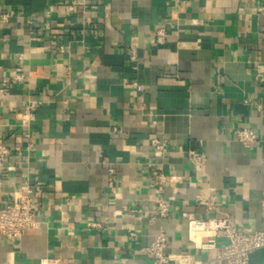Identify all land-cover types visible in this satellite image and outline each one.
<instances>
[{
  "label": "crops",
  "instance_id": "obj_1",
  "mask_svg": "<svg viewBox=\"0 0 264 264\" xmlns=\"http://www.w3.org/2000/svg\"><path fill=\"white\" fill-rule=\"evenodd\" d=\"M68 3L0 0V141L11 150L0 206L42 182L36 227L14 244L0 235V264H153L140 249L159 232L174 258L225 264L193 246L187 220L264 230V0ZM160 25L163 45L152 40ZM238 128L259 143L243 147ZM249 264H264V250Z\"/></svg>",
  "mask_w": 264,
  "mask_h": 264
},
{
  "label": "built area",
  "instance_id": "obj_2",
  "mask_svg": "<svg viewBox=\"0 0 264 264\" xmlns=\"http://www.w3.org/2000/svg\"><path fill=\"white\" fill-rule=\"evenodd\" d=\"M86 0H69L66 5V12L73 13L76 7H85ZM2 19L8 18L7 14L1 15ZM198 20H192V24H198ZM170 34L165 25L157 27L152 34V40L155 44L163 45L166 43ZM131 61L136 58V49L134 43L130 45ZM59 52H64L62 45L57 46ZM25 80L22 74H17L13 82L22 83ZM259 83L264 87V72H259ZM29 107L27 116H29ZM235 138L243 147L248 148L253 144L259 143L257 134L249 128H238L235 132ZM151 145L160 152H165V142L156 138L151 139ZM19 149L16 148V151ZM11 150L0 141V165H4L10 157ZM188 159L198 170H202L205 164V157L202 153L190 151ZM7 170L13 171V166H7ZM112 173V170L110 171ZM160 184L172 183L175 178L167 179L161 172L155 176ZM42 182L36 181L33 184H27L23 192L15 194L10 201L0 206V235H2L8 244H14L22 235L30 229L36 227V211L34 196L41 189ZM159 215L164 217L168 212V205L159 202ZM261 214L264 217V191L261 198ZM100 225L89 223L88 227L96 228ZM187 233L189 239L196 249L216 250L215 260L223 261L225 264H249L250 255L256 251L264 250V230L255 232H244L238 229L234 220L230 217L221 219H198L189 218L187 220ZM135 234H130L134 237ZM221 239L218 243L217 239ZM168 247L166 236L163 232L154 235L147 246L140 249L143 254L152 258L153 264H200L197 263L192 254L178 255L177 258L167 254Z\"/></svg>",
  "mask_w": 264,
  "mask_h": 264
}]
</instances>
